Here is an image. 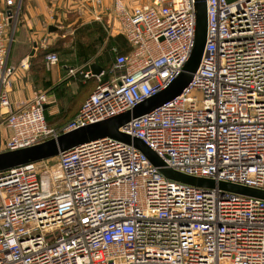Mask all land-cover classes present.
Returning a JSON list of instances; mask_svg holds the SVG:
<instances>
[{
	"label": "built area",
	"instance_id": "2783aa9c",
	"mask_svg": "<svg viewBox=\"0 0 264 264\" xmlns=\"http://www.w3.org/2000/svg\"><path fill=\"white\" fill-rule=\"evenodd\" d=\"M2 1L0 155L132 111L179 76L196 44V0H90L107 6L133 49L116 56L108 76L83 70L84 82L97 80L94 91L71 121L52 127L45 92L10 111L9 28L22 0ZM206 3L207 42L192 82L121 132L175 172L264 191V0ZM59 63L56 53L45 57L49 69ZM55 161L53 169L40 162L0 173V264H264L262 199L168 179L109 137Z\"/></svg>",
	"mask_w": 264,
	"mask_h": 264
},
{
	"label": "crops",
	"instance_id": "0c3cea01",
	"mask_svg": "<svg viewBox=\"0 0 264 264\" xmlns=\"http://www.w3.org/2000/svg\"><path fill=\"white\" fill-rule=\"evenodd\" d=\"M21 3L23 8L14 30L16 36L8 60L9 66L16 69L10 91V111L17 110L22 103L32 101L36 93H48L61 86L58 93L50 94L52 104L45 110L51 117L57 118L61 110L66 109L63 104L76 97L81 81L84 84L82 75H72L66 68L77 72L76 68L80 66L82 74V70L87 71L93 64H98L95 58L86 64H77L75 58L78 48L74 43L76 30L82 27V17L85 23L100 21L97 19L100 8L95 7L90 0H22ZM4 9L5 4L0 0V12ZM91 23L93 22L87 24ZM51 26L57 30L50 32ZM56 36L61 39L69 37V44L63 54L56 53L60 58L59 65L49 69L45 64V57L49 54V49L56 48L51 46ZM6 116L7 110H0V123ZM52 125L61 124L57 121ZM4 133L9 135L7 130Z\"/></svg>",
	"mask_w": 264,
	"mask_h": 264
},
{
	"label": "water",
	"instance_id": "95a60500",
	"mask_svg": "<svg viewBox=\"0 0 264 264\" xmlns=\"http://www.w3.org/2000/svg\"><path fill=\"white\" fill-rule=\"evenodd\" d=\"M196 6L198 12L196 44L194 51L183 71L164 90L158 92L155 96L145 100L143 103L137 105L132 111L125 114L63 134L56 140H50L31 148L1 154L0 173L24 165L51 160L58 157L60 154L79 147L85 143L109 137L134 146L146 155L155 166L159 167L161 173L168 179L199 188L212 189L218 187L220 190L225 192L264 200V191L227 183L216 184L211 180L196 179L168 169L165 167L166 165L164 161L153 150L145 145L142 140L121 132V128L126 127L132 120L154 111L165 103L181 95L192 82L193 75L200 67L207 42L208 17L206 0H196ZM56 30V27H50V32ZM91 71L93 75L99 76L103 73L104 69L99 64H93L91 66ZM47 108L48 106H45V110Z\"/></svg>",
	"mask_w": 264,
	"mask_h": 264
},
{
	"label": "trees",
	"instance_id": "16d2710c",
	"mask_svg": "<svg viewBox=\"0 0 264 264\" xmlns=\"http://www.w3.org/2000/svg\"><path fill=\"white\" fill-rule=\"evenodd\" d=\"M75 43L74 45L76 48H78V54L76 55V63L77 64H86L88 63L91 59L95 58V61L104 69L105 74L107 76L110 74L112 69L114 68V62L116 56L119 54L126 55L129 54L132 51V46L128 43L126 38L123 35H118L115 37H110L108 39L107 34L105 33L104 27L101 24L98 23H91V24H84L82 25L81 28H78L75 32ZM84 39V40H83ZM108 39V43L104 48V52L106 51L105 55L103 54H98L100 51V48H102L106 41ZM114 49H117V52H114ZM55 49H49L48 53H57ZM47 55V54H46ZM82 80V79H81ZM95 83V87L97 84V80L95 78L88 79L84 82L81 81L80 83V88L79 92L76 94V97H73L70 100V110L69 112H72L75 108V105L77 104V99L82 95V98H85V100L88 98L90 94L87 92L90 91L91 84ZM61 88V86H59ZM95 87L93 88L92 91H94ZM60 88H55L51 90L50 92H46L48 95L55 93H58ZM92 93V92H91ZM84 100V102H85ZM83 102V104H84ZM82 104V105H83ZM82 107V106H81ZM81 109V108H80ZM79 112V110H78ZM78 112H73L72 117L70 118L69 121H71L77 114ZM46 115V111H45ZM59 116V115H58ZM49 117V120H48ZM51 116L47 115L46 119L47 122L50 126L52 127H57L60 128L65 124H61L59 126H53L50 122ZM67 122V123H68Z\"/></svg>",
	"mask_w": 264,
	"mask_h": 264
},
{
	"label": "rangeland",
	"instance_id": "374dc122",
	"mask_svg": "<svg viewBox=\"0 0 264 264\" xmlns=\"http://www.w3.org/2000/svg\"><path fill=\"white\" fill-rule=\"evenodd\" d=\"M23 8V7H22ZM22 8H21V12H22ZM21 15V14H20ZM94 15V14H93ZM99 15L101 16V20L100 21H87V23H90V22H93V23H98V24H101V25H103V27H104V30H105V33L107 34V36H108V39L110 38V37H115V36H118V35H120L121 34V32H120V30H119V28H118V24L116 25V28L114 27V23H109V10L107 9V6L105 5V6H103V9H101L100 10V12H99ZM87 23H85V21H84V18L82 17V25H84V24H87ZM117 29V30H116ZM13 31H14V27H13V25L9 28V33H13ZM58 31H60V32H64V31H61V30H58ZM59 32V33H60ZM122 35V34H121ZM14 36H16V35H14ZM68 38L69 37H67L66 39H61L59 36H56L54 39H53V41L51 42V46L52 47H56V52L57 53H59V54H63V52H65L66 50H67V46H68ZM108 39H107V41H106V43H105V45L102 47V48H100V51H99V55L100 54H104L105 55V53H106V51L104 52V48H105V46L107 45V43H108ZM84 40V39H83ZM13 45H14V42H13V44H12V47H13ZM12 47H11V50H12ZM11 54V53H10ZM10 57V56H9ZM116 59V58H115ZM76 70H77V74H76V76H80L81 77V74H80V66H78L77 68H76ZM83 71V70H82ZM79 78V77H78ZM92 86H91V88H90V91L89 92H87L88 94H90L91 92H93L92 90H93V88L95 87V83H92L91 84ZM97 85V84H96ZM192 95L193 96H198V97H202L201 96V93L200 92H198V91H193L192 92ZM84 100H85V98H82V95L80 96V97H78V99H77V104L75 105V109L72 111V112H69V108H70V103L69 102H67V104H63V106H64V108H66L65 110H61V112H60V114H59V116H57V118H55V117H51L50 119V122H57V121H59L60 122V124H65V123H67L68 122V120H70V118L72 117V113L73 112H78V110H80V108H81V106H82V104H83V102H84ZM47 115H49V113H48V111H46V117H47ZM48 120H49V117H48ZM49 122V121H48ZM52 124V123H51ZM57 158V157H56ZM55 158H53V160L51 159L50 161L49 160H47L46 162L45 161H43V162H41L42 164L40 165V167H42L43 169H53L54 168V164H55ZM44 172V171H43Z\"/></svg>",
	"mask_w": 264,
	"mask_h": 264
}]
</instances>
